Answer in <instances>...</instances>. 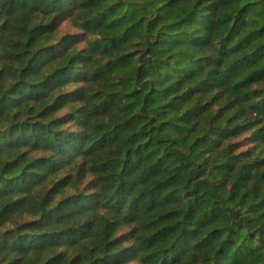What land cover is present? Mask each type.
<instances>
[{
    "label": "trees",
    "instance_id": "16d2710c",
    "mask_svg": "<svg viewBox=\"0 0 264 264\" xmlns=\"http://www.w3.org/2000/svg\"><path fill=\"white\" fill-rule=\"evenodd\" d=\"M0 264H264V0H0Z\"/></svg>",
    "mask_w": 264,
    "mask_h": 264
},
{
    "label": "rangeland",
    "instance_id": "374dc122",
    "mask_svg": "<svg viewBox=\"0 0 264 264\" xmlns=\"http://www.w3.org/2000/svg\"><path fill=\"white\" fill-rule=\"evenodd\" d=\"M66 31L68 32H74L75 30L73 28H71L69 25H64L63 27Z\"/></svg>",
    "mask_w": 264,
    "mask_h": 264
}]
</instances>
